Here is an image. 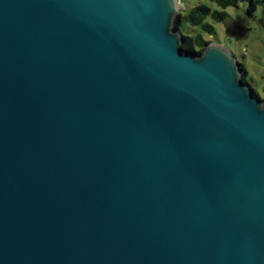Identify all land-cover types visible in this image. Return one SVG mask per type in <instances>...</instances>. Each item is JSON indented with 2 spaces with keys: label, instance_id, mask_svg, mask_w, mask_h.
<instances>
[{
  "label": "water",
  "instance_id": "water-1",
  "mask_svg": "<svg viewBox=\"0 0 264 264\" xmlns=\"http://www.w3.org/2000/svg\"><path fill=\"white\" fill-rule=\"evenodd\" d=\"M178 0H0V264H264V99Z\"/></svg>",
  "mask_w": 264,
  "mask_h": 264
},
{
  "label": "rangeland",
  "instance_id": "rangeland-1",
  "mask_svg": "<svg viewBox=\"0 0 264 264\" xmlns=\"http://www.w3.org/2000/svg\"><path fill=\"white\" fill-rule=\"evenodd\" d=\"M178 1L182 4L181 9L185 10L197 4L218 10L211 0ZM245 7V3H240L237 7L227 8L225 12L228 17L223 22L215 23L208 19L207 21L215 29V35H204V37L226 48L236 61L244 66L247 83L261 99H264V5L260 6L258 14L252 16L247 15ZM233 18L236 20L232 21Z\"/></svg>",
  "mask_w": 264,
  "mask_h": 264
},
{
  "label": "trees",
  "instance_id": "trees-1",
  "mask_svg": "<svg viewBox=\"0 0 264 264\" xmlns=\"http://www.w3.org/2000/svg\"><path fill=\"white\" fill-rule=\"evenodd\" d=\"M218 10H213L204 4H197L194 7L185 10L181 9L179 3V12L175 19L173 28L182 34V44L180 48L183 51L201 53L211 41L205 39L204 35L214 36L215 29L207 20L219 23L227 19L228 15L225 10L230 7H237L240 3H245L247 15L252 16L257 6L264 5V0H211ZM242 72L241 81H246V70L243 65L239 64ZM251 87V86H250ZM254 95L258 94L252 89ZM259 97V96H258ZM260 98V97H259Z\"/></svg>",
  "mask_w": 264,
  "mask_h": 264
},
{
  "label": "clouds",
  "instance_id": "clouds-1",
  "mask_svg": "<svg viewBox=\"0 0 264 264\" xmlns=\"http://www.w3.org/2000/svg\"><path fill=\"white\" fill-rule=\"evenodd\" d=\"M205 2H206V0H205ZM213 7H215V5H213ZM247 11V7H245V12ZM259 11H260V6H257V8H256V13H253L252 15H254V14H258L259 13ZM245 12H244V14H245ZM249 19H251V18H249ZM236 19L235 18H233L232 19V21H235ZM245 26V25H244ZM246 27V26H245ZM224 30H225V34H226V29L224 28ZM232 39H235V38H232Z\"/></svg>",
  "mask_w": 264,
  "mask_h": 264
}]
</instances>
